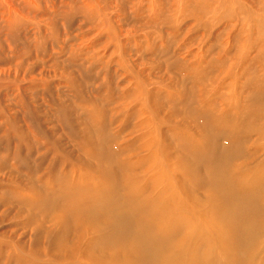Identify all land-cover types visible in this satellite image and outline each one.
<instances>
[{"label":"rangeland","instance_id":"rangeland-1","mask_svg":"<svg viewBox=\"0 0 264 264\" xmlns=\"http://www.w3.org/2000/svg\"><path fill=\"white\" fill-rule=\"evenodd\" d=\"M262 118L264 0H0V264H70L96 229L67 214L86 182L112 198L140 182L200 215L208 194L182 168L207 177L183 134L253 176Z\"/></svg>","mask_w":264,"mask_h":264},{"label":"bare ground","instance_id":"bare-ground-1","mask_svg":"<svg viewBox=\"0 0 264 264\" xmlns=\"http://www.w3.org/2000/svg\"><path fill=\"white\" fill-rule=\"evenodd\" d=\"M204 110L217 131L221 132L224 128H229L236 132L239 122L237 124L235 119L215 116L210 110L209 112ZM199 111L201 114L202 109ZM230 122L237 125L234 126ZM183 135H186L185 138L190 144L189 147L187 146L188 151L192 153L193 158H198V166L205 168L202 173L207 177L204 180L198 174V169L189 167V170L183 167L184 176L189 184L187 188L191 193L203 188L208 194L206 199L210 200L207 205L210 209L208 208L206 212L207 206H205L206 209L203 213L200 211V215L194 210H188L189 213L182 216L176 214L178 209H175L174 213L173 207L186 210L189 203L187 200L188 203L184 201L183 203L182 200L177 201L178 198L174 196L165 199L167 194L164 196L165 200L151 199L144 193L140 182L129 186L125 185L126 179H121L122 189H125L122 193L116 185L112 190L113 198L112 193L110 194L106 188L98 184L93 187L87 186L93 182H86V186H81V189L87 188L88 192L79 194L78 200L73 202L75 208L72 209V204L66 206L69 207L67 214L70 217L86 215V226L91 225L96 228V233L94 230V235L89 239L86 238L87 235L85 236L84 246L77 245L76 252L79 255L69 257L70 264H110L112 261H117V264H264V173L247 175L246 170L250 167H246V164L231 166L230 158L227 159L223 155L222 158H225L223 160L217 156L215 145L212 143L209 145L207 137H203L206 135L198 134L199 138L195 136V132ZM235 137L237 140V136ZM236 140L232 139V142ZM148 146L146 145V148ZM149 148L151 149L148 147V150ZM231 151L234 153L236 148H231ZM259 161L258 158L256 163L258 164ZM220 166V170L217 171ZM119 192L124 197L123 200L116 201ZM77 197L78 195L74 193L71 195V200H76ZM188 197L190 198V195ZM77 224L81 229L82 224L80 222Z\"/></svg>","mask_w":264,"mask_h":264}]
</instances>
